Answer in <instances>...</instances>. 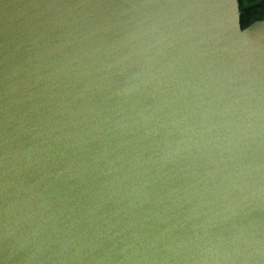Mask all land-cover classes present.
Returning <instances> with one entry per match:
<instances>
[{
    "label": "water",
    "instance_id": "1",
    "mask_svg": "<svg viewBox=\"0 0 264 264\" xmlns=\"http://www.w3.org/2000/svg\"><path fill=\"white\" fill-rule=\"evenodd\" d=\"M0 264H264V19L0 0Z\"/></svg>",
    "mask_w": 264,
    "mask_h": 264
},
{
    "label": "trees",
    "instance_id": "2",
    "mask_svg": "<svg viewBox=\"0 0 264 264\" xmlns=\"http://www.w3.org/2000/svg\"><path fill=\"white\" fill-rule=\"evenodd\" d=\"M264 12V0H248L241 17V25L245 27L258 18Z\"/></svg>",
    "mask_w": 264,
    "mask_h": 264
},
{
    "label": "flooded vegetation",
    "instance_id": "3",
    "mask_svg": "<svg viewBox=\"0 0 264 264\" xmlns=\"http://www.w3.org/2000/svg\"><path fill=\"white\" fill-rule=\"evenodd\" d=\"M239 3H240V11H241V17H242L244 13V8L246 7L248 0H239ZM258 19H264V12L261 13V15H259L258 18L255 20H258Z\"/></svg>",
    "mask_w": 264,
    "mask_h": 264
}]
</instances>
